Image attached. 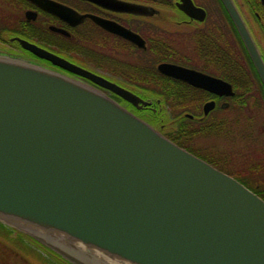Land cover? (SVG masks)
Returning <instances> with one entry per match:
<instances>
[{
	"label": "water",
	"instance_id": "1",
	"mask_svg": "<svg viewBox=\"0 0 264 264\" xmlns=\"http://www.w3.org/2000/svg\"><path fill=\"white\" fill-rule=\"evenodd\" d=\"M30 1L68 14L54 0ZM223 2L264 81V60L246 23L233 0ZM128 36L144 44L138 34ZM17 39L129 102L150 104ZM158 69L234 94L230 83L194 69L167 62ZM213 106L207 102L205 113ZM0 221L71 264H107L80 251L79 243L125 264H264V198L95 85L5 52H0Z\"/></svg>",
	"mask_w": 264,
	"mask_h": 264
},
{
	"label": "flooded vegetation",
	"instance_id": "2",
	"mask_svg": "<svg viewBox=\"0 0 264 264\" xmlns=\"http://www.w3.org/2000/svg\"><path fill=\"white\" fill-rule=\"evenodd\" d=\"M54 1L67 6L68 14L30 0L11 3L22 21L13 34L0 37V49L92 83L23 48L17 37L24 38L133 91L150 104L136 105L92 83L175 142L185 143L184 123L192 124L194 154L264 192V81L223 0ZM233 1L264 60V0ZM153 51L159 55L151 67L142 60H150ZM163 62L226 81L234 94L165 74L158 69ZM152 77L158 84L146 82ZM133 79L139 82H126ZM167 95L177 98L169 103L160 97ZM207 102L214 106L206 114Z\"/></svg>",
	"mask_w": 264,
	"mask_h": 264
},
{
	"label": "trees",
	"instance_id": "3",
	"mask_svg": "<svg viewBox=\"0 0 264 264\" xmlns=\"http://www.w3.org/2000/svg\"><path fill=\"white\" fill-rule=\"evenodd\" d=\"M13 2H15V0H0V37L9 36V35L13 34L15 29H16V25L18 24V22L20 23L22 21V16L18 15V13L13 12V10H12L11 3H13ZM144 55H145V53H143V55H141L140 57H143ZM158 55L159 54H157V51L156 52L153 51V54H152L150 60H148V61L142 60V61H145V62H147V64L149 66L154 67V63H156V59H157L155 57H157ZM143 64H145V63L143 62ZM162 80H160V81H162ZM126 82L135 83V82H139V81H135V79H133V80H126ZM146 82L153 84V85H156V84H158L159 80H157L155 77H152V78H148L146 80ZM160 97L165 99V100L167 99V101L169 103L173 102V99L177 98L176 95H174V96L167 95L165 97L164 96H160ZM169 100H171V101H169ZM184 125H185L184 127L188 131L187 137L186 138L183 137L185 139V143L181 142L180 140H176V141L180 145L188 148L190 151L193 152L192 145H189V144H192L194 141L193 125L189 124V123H184ZM182 129H184V128H180V130H182ZM175 130L177 131L178 128L177 127L173 128V131H175ZM257 193L264 197V192H257ZM0 240H1L0 241V246H1L0 249H2V250H4V248L12 249V247L20 249L19 248L20 245H21V247L23 246L24 253H25L26 248H32L33 246L35 247V249H39V250H43V251L46 250L49 253V254L47 253V256L51 255V257L48 256V259L46 260L45 258H43V256H41L40 262L42 264H70L67 260L63 259L58 254L51 251L48 247L41 245L40 243L35 241L30 236L26 235L25 233H23L21 231H18L17 229H15L13 227H10V226L2 223L1 221H0ZM1 242H3V244ZM17 243H19L20 245H18ZM34 252H39V251H34ZM28 261L32 262L31 260H28ZM33 262L38 263L35 261H33Z\"/></svg>",
	"mask_w": 264,
	"mask_h": 264
},
{
	"label": "rangeland",
	"instance_id": "4",
	"mask_svg": "<svg viewBox=\"0 0 264 264\" xmlns=\"http://www.w3.org/2000/svg\"><path fill=\"white\" fill-rule=\"evenodd\" d=\"M1 243L3 244V242ZM17 244L20 245L19 243ZM33 247L26 248L25 253H24V248L23 246L21 247V245L19 247L20 249H17L15 247L14 248L12 247V249H7V248H4V250L0 249V264H42L40 262L41 256H43V258H45L46 260L48 259V256L51 257V255L47 256L48 252L46 250L43 251V250L35 249V247L34 248ZM34 251H39V252H34ZM28 260H31L32 262H29ZM33 261L38 263H34Z\"/></svg>",
	"mask_w": 264,
	"mask_h": 264
},
{
	"label": "bare ground",
	"instance_id": "5",
	"mask_svg": "<svg viewBox=\"0 0 264 264\" xmlns=\"http://www.w3.org/2000/svg\"><path fill=\"white\" fill-rule=\"evenodd\" d=\"M79 250L83 249L85 253H89L90 255H94L96 258L101 259L102 261L106 262L107 264H125L124 262L117 261L116 259H112L110 257L105 256L104 254L100 253L97 250L89 249L88 247L79 243Z\"/></svg>",
	"mask_w": 264,
	"mask_h": 264
}]
</instances>
